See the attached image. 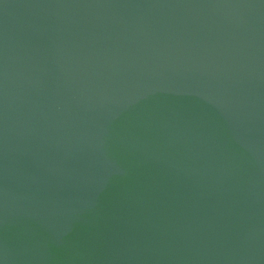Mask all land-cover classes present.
I'll use <instances>...</instances> for the list:
<instances>
[{
    "label": "water",
    "instance_id": "obj_1",
    "mask_svg": "<svg viewBox=\"0 0 264 264\" xmlns=\"http://www.w3.org/2000/svg\"><path fill=\"white\" fill-rule=\"evenodd\" d=\"M0 264H264V0H0Z\"/></svg>",
    "mask_w": 264,
    "mask_h": 264
}]
</instances>
